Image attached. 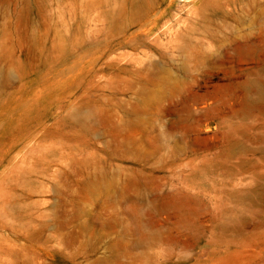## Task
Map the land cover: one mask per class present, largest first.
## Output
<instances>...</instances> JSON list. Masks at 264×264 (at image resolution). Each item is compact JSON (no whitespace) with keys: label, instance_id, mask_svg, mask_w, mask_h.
<instances>
[{"label":"rangeland","instance_id":"obj_1","mask_svg":"<svg viewBox=\"0 0 264 264\" xmlns=\"http://www.w3.org/2000/svg\"><path fill=\"white\" fill-rule=\"evenodd\" d=\"M0 264H264V0H0Z\"/></svg>","mask_w":264,"mask_h":264}]
</instances>
